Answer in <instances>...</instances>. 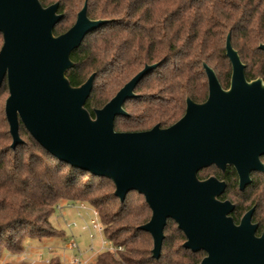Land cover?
<instances>
[{
	"label": "water",
	"instance_id": "1",
	"mask_svg": "<svg viewBox=\"0 0 264 264\" xmlns=\"http://www.w3.org/2000/svg\"><path fill=\"white\" fill-rule=\"evenodd\" d=\"M61 18L58 2L43 7L39 0H0V86L5 80L11 147L22 144L21 123L48 155L111 181L120 202L128 193L141 195L151 215L139 229L150 236L155 260L170 219L186 238L184 249L206 254L199 264H264V229L256 235L254 207L235 224L233 204L218 200L225 183L215 177L197 179L208 167L221 172L231 167L243 191L251 174L264 173V81H246L230 32L224 46L231 67L228 89L203 63L204 102L186 98L183 116L167 128L116 132L115 118L127 116L124 102L136 97L134 88L158 64L145 65L91 116L84 106L95 74L77 87L65 75L84 37L108 21L90 20L84 3L73 25L55 36ZM258 49L264 53V43Z\"/></svg>",
	"mask_w": 264,
	"mask_h": 264
},
{
	"label": "trees",
	"instance_id": "2",
	"mask_svg": "<svg viewBox=\"0 0 264 264\" xmlns=\"http://www.w3.org/2000/svg\"><path fill=\"white\" fill-rule=\"evenodd\" d=\"M43 7L58 2L62 15L53 35L66 32L83 4L90 20L108 23L88 33L70 55L73 67L66 78L73 87L95 74L85 103L91 116L141 71L158 64L134 88L136 97L123 104L127 116L114 120L116 132H142L159 125L167 128L180 119L185 100L202 103L207 80L202 64L213 70L222 87H229L231 67L225 56V38L245 66L246 81H264V0H39ZM2 36L0 34V47ZM8 88L0 86V261L5 254L20 255L27 243L64 245L68 237L51 224L58 203H85L99 215L104 235L123 251L102 253L88 264H198L203 253L182 247L183 235L167 223L159 259L151 257L152 240L139 229L150 211L144 198L128 193L123 202L114 185L73 169L48 155L19 123L22 144L11 147L4 106ZM264 164V158L261 159ZM214 175L226 184L223 199L234 205L231 217L238 223L254 207L252 221L258 233L264 228V173L251 174L242 192L232 168L220 173L210 168L198 173ZM54 244V245H55ZM10 264V263H5ZM18 264H26L20 262ZM47 264H62L53 254Z\"/></svg>",
	"mask_w": 264,
	"mask_h": 264
},
{
	"label": "rangeland",
	"instance_id": "3",
	"mask_svg": "<svg viewBox=\"0 0 264 264\" xmlns=\"http://www.w3.org/2000/svg\"><path fill=\"white\" fill-rule=\"evenodd\" d=\"M1 99V98H0ZM209 176V173L206 174V177ZM67 202L60 201L57 206V210H55L54 214L51 217V224L57 229L61 230L65 233V235L70 238L73 237L80 251H82V257L80 258L82 262L90 261L96 255L93 252H89L88 247L90 245V241L88 239V231H82L81 227L83 223L81 219L77 216L75 210H71L67 208ZM88 217L85 216V221ZM76 224V227L67 228V225ZM101 238L98 234H95V239L93 241V246L95 250L98 249L100 245ZM55 243L51 245H43V244H31L27 243L24 252L20 255H10L5 254L0 261V264L10 263V264H18L20 262H24L26 264H44V261L49 260L53 254L59 255L62 264H68V260L71 259L76 253L64 248V245L57 246ZM52 247L54 248V253H50L46 248Z\"/></svg>",
	"mask_w": 264,
	"mask_h": 264
},
{
	"label": "built area",
	"instance_id": "4",
	"mask_svg": "<svg viewBox=\"0 0 264 264\" xmlns=\"http://www.w3.org/2000/svg\"><path fill=\"white\" fill-rule=\"evenodd\" d=\"M67 208L71 210H75L77 216L81 219L83 226L81 227L82 231L86 230L88 231V239L90 241V245L88 247L89 252H93L96 255V257L99 254L102 253H110L113 255H118L123 251V248L121 246L114 245L103 233V227L99 220V215L97 211L91 207H89L85 203H67ZM58 209V208H57ZM85 216L88 217V219L85 221ZM76 227V224L73 223L72 225H67V228ZM95 234H98L101 238L100 245L97 250H95L93 246V241L95 239ZM64 248L75 252L76 254L71 257V259L68 260V264H88L90 261L82 262L80 259L82 257V251H80L79 246L76 242V240L73 237L68 238L67 242L64 244ZM50 253H54V248L48 247L46 248ZM93 257V258H94ZM92 258V259H93ZM49 260L44 261V264H47Z\"/></svg>",
	"mask_w": 264,
	"mask_h": 264
},
{
	"label": "flooded vegetation",
	"instance_id": "5",
	"mask_svg": "<svg viewBox=\"0 0 264 264\" xmlns=\"http://www.w3.org/2000/svg\"><path fill=\"white\" fill-rule=\"evenodd\" d=\"M212 167H213V166L208 167V168L203 169V170H200L199 172L204 171V170H208V169H210V168H212ZM213 168H215V167H213ZM228 168H231V167H227L226 170H227ZM215 169H216V168H215ZM216 170L219 171L220 173H224V172L226 171V170H225L224 172H221V171L218 170V169H216ZM199 172H198V173H199ZM234 172H235V171H234ZM198 173H197V175H198ZM235 174H236V173H235ZM236 176H237V175H236ZM210 177H215V176H214V175H209V176H207V177H205V178H203V179H200V178H198V176H197V179H198L199 181H204V180H206V179H208V178H210ZM215 178H216V177H215ZM216 179L219 180L218 178H216ZM219 181L224 182L223 180H219ZM224 183H225V182H224ZM237 187H238V179H237ZM238 190H239V189H238ZM225 191H226V184H225ZM225 191H224V193L218 198L219 201H226V200L229 201L228 199H223V198H222V197L224 196V194H225ZM239 192H242V191H239ZM229 202H230V201H229ZM230 203H231V202H230ZM231 204H232V203H231ZM233 206H234V205H233ZM251 208H252V207H251ZM251 208H250V209H251ZM148 209H149V208H148ZM248 210H249V209H248ZM248 210H247V211H248ZM149 211H150V210H149ZM233 211H234V209H233ZM247 211H246V212H247ZM246 212H245V213H246ZM253 212H254V211H253ZM245 213H244V214H245ZM231 214H232V213H231ZM231 214H230V216H231ZM244 214H243V215H244ZM150 215H151V213H150ZM243 215L241 216V218L243 217ZM252 216H253V214H252ZM231 218H232V217H231ZM241 218H240V220H241ZM149 219H150V218H149ZM240 220H239V221H240ZM251 220H252V219H251ZM148 221H149V220H148ZM233 222H234V221H233ZM167 223H171V224L175 225L176 229H177V230L183 235V237H184V242L182 243V247H183V244L186 242V238H185L183 232L180 231V230L178 229L177 224H176L174 221L168 219V220L166 221V224H167ZM234 223H235V222H234ZM238 223H239V222H238ZM238 223H235V224H238ZM252 223H254V222L252 221ZM166 224H165V225H166ZM254 224H257V223H254ZM257 226H258V224H257ZM263 229H264V228H263ZM263 229L258 233V227H257L256 235L259 236V235L261 234V232L263 231ZM185 250H187V249H185ZM187 251H189V252L192 253V254L200 253V252H201V253L204 254V257L206 256V254H205L203 251H198V252H191L190 250H187ZM204 257H203V258H204ZM203 258H202V259H203ZM202 259L200 260V262L202 261ZM200 262H199V263H200ZM199 263H198V264H199Z\"/></svg>",
	"mask_w": 264,
	"mask_h": 264
}]
</instances>
